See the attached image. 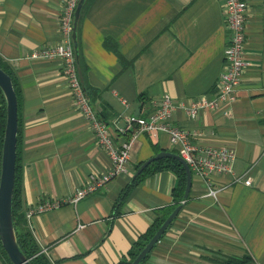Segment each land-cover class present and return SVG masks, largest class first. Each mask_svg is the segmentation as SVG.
Listing matches in <instances>:
<instances>
[{
  "label": "crops",
  "instance_id": "crops-1",
  "mask_svg": "<svg viewBox=\"0 0 264 264\" xmlns=\"http://www.w3.org/2000/svg\"><path fill=\"white\" fill-rule=\"evenodd\" d=\"M247 61L232 102L174 124L200 129L201 143L235 151L233 173L213 174L216 196L192 174L182 207L140 264H218L250 253L264 264V0H245ZM224 0H84L75 29L78 76L96 114L118 143L128 115H148L153 101L213 96L229 30ZM66 0H0V57L19 86L21 202L62 201L26 227L53 264H122L154 218L172 203L176 174L162 169L133 183L136 165L175 150L166 132L136 133L126 171L75 202L64 201L110 170L111 161L69 92L60 57L31 52L61 40Z\"/></svg>",
  "mask_w": 264,
  "mask_h": 264
},
{
  "label": "built area",
  "instance_id": "built-area-1",
  "mask_svg": "<svg viewBox=\"0 0 264 264\" xmlns=\"http://www.w3.org/2000/svg\"><path fill=\"white\" fill-rule=\"evenodd\" d=\"M78 0H66L60 14L61 40L53 45L43 46L31 52L32 57L54 58L60 57L63 64L64 77L71 97L90 123L96 141L107 152L111 167L106 173L92 176V179L78 189L71 197L64 201L75 202L91 190L106 183L112 176L124 172L128 168L130 151L139 131L156 135L166 132L169 141L176 146L177 153L187 162L192 173L200 176L207 185V194L216 196L219 188L212 184L213 174H232L235 151L224 144H206L196 140L200 129H192L174 124L171 114L174 108L181 107L190 117H195L199 110L217 107L223 102H232L236 97V87L242 76L247 61L244 57L245 14L247 4L245 0H224V17L229 30L227 44L224 48L225 64L219 75V87L213 96L201 95L189 101H174L169 94H164L153 101L154 109L145 116L128 115L123 126L117 130L130 135L118 143L111 133L110 125L100 118L91 105L90 98L81 83L76 67V57L71 38L74 10ZM236 181L250 183V177L241 178L233 173ZM62 201H41L28 207L24 217L28 223L30 218L40 212L58 206ZM0 264H2L0 260ZM12 264V263H11Z\"/></svg>",
  "mask_w": 264,
  "mask_h": 264
},
{
  "label": "water",
  "instance_id": "water-1",
  "mask_svg": "<svg viewBox=\"0 0 264 264\" xmlns=\"http://www.w3.org/2000/svg\"><path fill=\"white\" fill-rule=\"evenodd\" d=\"M83 2L84 0H78L74 10L71 32L74 48L76 47V22ZM0 90L6 107V121L0 156V243L12 264H31L30 259L26 256L19 244L13 220V186L18 130V100L11 76L2 67H0ZM169 156L178 159L184 166L186 181L183 196L187 197L192 180L191 170L187 162L175 151L160 150L148 157L137 167L133 173V177L139 174V172L151 161ZM181 207L182 203H179L166 215L129 264H140L155 243L160 239Z\"/></svg>",
  "mask_w": 264,
  "mask_h": 264
},
{
  "label": "trees",
  "instance_id": "trees-1",
  "mask_svg": "<svg viewBox=\"0 0 264 264\" xmlns=\"http://www.w3.org/2000/svg\"><path fill=\"white\" fill-rule=\"evenodd\" d=\"M75 51V48H74ZM0 67H2L8 74H10L17 100L19 98V86L16 81L13 69L0 57ZM6 121V107L3 95L0 90V156L4 134V127ZM19 145H20V122L18 118V130H17V146H16V160L14 171V186H13V220L15 224V230L19 244L30 259L31 264H53L45 252L42 251L40 246L35 241L32 233L26 227V220L24 217V211L22 210L21 202V166L19 158ZM177 152V150H172ZM140 164L136 165V169ZM162 169H169L176 174V184L172 189V203L163 209V213L157 215L152 225L148 228V231L142 235V237L134 243L132 250L130 251V258H133L135 254L142 248L145 242L154 233L166 215L179 203L185 199L183 196L185 188V169L182 163L174 157H162L151 161L137 174L132 182H138L143 176ZM0 258L4 260L5 264H11L5 250L0 243ZM218 264H257L250 253H244L242 255H224L222 257L215 258ZM122 264H129V260H122Z\"/></svg>",
  "mask_w": 264,
  "mask_h": 264
},
{
  "label": "rangeland",
  "instance_id": "rangeland-1",
  "mask_svg": "<svg viewBox=\"0 0 264 264\" xmlns=\"http://www.w3.org/2000/svg\"><path fill=\"white\" fill-rule=\"evenodd\" d=\"M0 260H1L2 264H5V263H4V260H3L2 258H0Z\"/></svg>",
  "mask_w": 264,
  "mask_h": 264
}]
</instances>
